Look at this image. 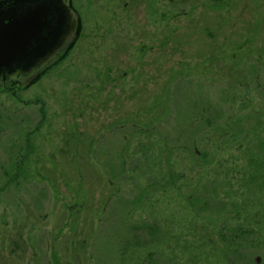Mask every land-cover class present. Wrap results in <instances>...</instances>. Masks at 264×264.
<instances>
[{"label": "rangeland", "instance_id": "374dc122", "mask_svg": "<svg viewBox=\"0 0 264 264\" xmlns=\"http://www.w3.org/2000/svg\"><path fill=\"white\" fill-rule=\"evenodd\" d=\"M73 6L0 87V264H264V0Z\"/></svg>", "mask_w": 264, "mask_h": 264}, {"label": "water", "instance_id": "95a60500", "mask_svg": "<svg viewBox=\"0 0 264 264\" xmlns=\"http://www.w3.org/2000/svg\"><path fill=\"white\" fill-rule=\"evenodd\" d=\"M70 5L71 0H0V87L12 80L27 86L74 39L79 19Z\"/></svg>", "mask_w": 264, "mask_h": 264}, {"label": "trees", "instance_id": "16d2710c", "mask_svg": "<svg viewBox=\"0 0 264 264\" xmlns=\"http://www.w3.org/2000/svg\"><path fill=\"white\" fill-rule=\"evenodd\" d=\"M82 26V25H81ZM65 55V54H64ZM64 55H62V56H58V58H56L53 62H51L50 64H48L46 67H44L39 73H37L31 80H30V82H29V84L27 85V86H22L21 85V87L22 88H27L28 86H30L32 83H34L38 78H40V76L46 71V69H48L51 65H53L54 64V62L57 60H61V58L64 56ZM16 86V85H15ZM20 86V85H19ZM3 91H12V92H14V90L12 89V88H10V86L9 85H5L4 87H3ZM37 101V100H36ZM40 107H41V109H40V112H41V115L43 116L44 115V108H43V106L42 105H40ZM165 147H166V145H165ZM168 156L169 155H167V156H165V158L167 159L168 158ZM23 160V162H18L17 164H16V170H18V172L20 173V171L22 170L21 168L23 167L22 166V164L24 165V159H22ZM167 162H169V159H167ZM21 169V170H20ZM172 177H174V176H172ZM173 179V178H172ZM168 181V180H167ZM167 183V182H166ZM146 225V224H145Z\"/></svg>", "mask_w": 264, "mask_h": 264}, {"label": "flooded vegetation", "instance_id": "af4514ba", "mask_svg": "<svg viewBox=\"0 0 264 264\" xmlns=\"http://www.w3.org/2000/svg\"><path fill=\"white\" fill-rule=\"evenodd\" d=\"M70 6H72V8L76 11V9H75V7L73 6V0H71V5ZM78 11H76V13H77ZM77 16H78V13H77ZM79 18H80V26L82 25V21H81V16H78ZM81 30H82V26L80 27V32H81ZM80 36V35H79Z\"/></svg>", "mask_w": 264, "mask_h": 264}]
</instances>
